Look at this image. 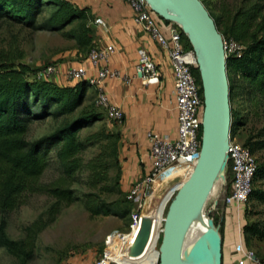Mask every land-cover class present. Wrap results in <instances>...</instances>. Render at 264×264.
Instances as JSON below:
<instances>
[{
	"label": "trees",
	"instance_id": "1",
	"mask_svg": "<svg viewBox=\"0 0 264 264\" xmlns=\"http://www.w3.org/2000/svg\"><path fill=\"white\" fill-rule=\"evenodd\" d=\"M209 13L225 41L232 40L244 47L241 56L227 57L231 134L247 132L244 145L257 159L249 203L264 204V157L260 156L264 151V6L256 3L222 10L219 18ZM8 20L33 31L50 33L65 32L71 27L66 33L68 38L81 49L91 51L93 29L89 10L67 0H0V25ZM183 40L191 49L186 37ZM22 57L21 52L0 50V248L28 264L34 257L39 235L54 223L63 208L77 201L69 186L42 183L49 149L57 147L56 156L66 182H76L77 175L86 169L94 188L104 184L100 190L110 192V170L120 160V155L116 156L121 137L105 132L83 135L86 129L105 122L103 111L94 102L97 91L96 95H88V80L73 86L37 80V71L21 63ZM195 75L200 81L198 65ZM48 119L60 120V124L50 134L29 141L32 124ZM97 145L100 154L86 163L83 155ZM35 194L55 200L49 212L51 218L30 225L23 240L10 239L6 233L9 215L26 204L27 196ZM85 206L91 218L125 220L132 212L127 199L109 202L96 193L86 195ZM247 214L250 215L248 210ZM244 235L264 241V220L247 222Z\"/></svg>",
	"mask_w": 264,
	"mask_h": 264
},
{
	"label": "rangeland",
	"instance_id": "2",
	"mask_svg": "<svg viewBox=\"0 0 264 264\" xmlns=\"http://www.w3.org/2000/svg\"><path fill=\"white\" fill-rule=\"evenodd\" d=\"M215 18L221 16L222 10H234L241 6H249L256 3L264 6V0H201ZM264 15V13H263ZM72 28H67L65 32L50 33L33 31L22 25H18L8 20L0 25V50L14 51V53H22L21 63L28 65L33 71H39L49 65L60 67L74 63L80 65L88 60L90 50L81 49L76 42L68 38V33ZM224 40V38H223ZM93 47L99 48L97 45ZM91 47L90 49H92ZM93 88V87H91ZM95 102V99H94ZM89 103V102H88ZM60 124L59 121L48 119L32 124L29 134V141H35L45 135L50 134ZM113 122H105L96 124L86 129L83 135H91L96 133H112L117 134L111 129ZM239 135L244 141L247 132L240 130ZM118 156L120 155L121 143L118 145ZM57 147H51L48 151V168L42 177V183L49 186H69L73 191L77 201L70 207L63 208L56 216L54 223L47 227L40 235L36 245V251L33 259L28 264H94V261L101 255L104 249L111 246L112 239L117 235H127L130 232L131 220L130 216L121 220L115 217H97L91 218L86 210L85 197L88 194H99L101 199L109 202L126 200L128 188H126L127 177L125 175L128 169L123 168L121 159L115 161L110 170L111 187L110 192H104L100 189L105 187L101 184L99 188H94L90 181V173L84 170L76 177V182L67 181L63 176L62 168L58 162ZM100 154L99 145L89 149L83 159L89 163L92 159ZM264 157V151L260 153ZM137 167V166H136ZM126 171V172H125ZM148 173V172H147ZM145 174V173H144ZM142 175V177L144 176ZM142 177L138 178L141 179ZM223 182L219 187L210 194L208 202L205 205L204 212L207 218L212 221L217 234L221 237L222 212L224 211V199L230 192L231 174L227 173ZM123 192V195L120 194ZM164 197L157 195L153 201L149 203L143 211V219H147L146 228L150 227L153 232L158 233V239L154 246V254H152L151 262L158 264L160 245L163 237V229L169 206L171 204L168 197L161 205ZM26 204L19 210L9 215L7 219L6 233L8 237L15 241H21L26 236V229L38 220L48 221L51 216L49 212L55 204V200L47 195L35 194L27 196ZM132 210H143L134 207ZM253 221L264 220V204L259 202H250L247 206ZM158 216L148 219L149 213ZM150 234H151V230ZM143 234V233H142ZM149 234V236H150ZM134 242V241H133ZM147 249H148V244ZM147 252L142 258L137 255L133 256L128 251L117 256L113 264H138L140 260L146 258ZM149 264V262H147ZM0 264H22L19 260L10 256L4 249L0 248Z\"/></svg>",
	"mask_w": 264,
	"mask_h": 264
},
{
	"label": "built area",
	"instance_id": "3",
	"mask_svg": "<svg viewBox=\"0 0 264 264\" xmlns=\"http://www.w3.org/2000/svg\"><path fill=\"white\" fill-rule=\"evenodd\" d=\"M130 6L135 23L162 47L169 50L171 67L174 73V92L178 111V138L170 140L168 137L149 135L151 169L148 174L137 180L127 194V200L134 207L146 209L153 198L160 195L170 201L175 197L180 184L184 182L196 166L202 147L203 121V91L201 81L195 75L197 54L193 48L185 46L180 26L165 23L152 9L149 0H124ZM94 25L104 30L108 28L103 19H95ZM227 57L241 56L244 47L232 40L225 41ZM115 52L113 45L105 48L93 47L88 55V61L95 71V77L88 79L90 86L97 91L96 106L109 113L110 118L120 124L124 114L119 108H112L104 92L105 82L109 78L118 76L108 68L110 56ZM89 70L84 65H76L69 69L68 79L71 81L87 80ZM59 70L55 65H49L35 74V79L47 81L58 76ZM136 77L144 85L151 81H161L162 73L144 49L138 51ZM257 168V159L250 149L244 145L239 132L231 134L227 152V173L231 174V191L224 199L226 208L238 205H249V196L253 188V178ZM174 188V189H173ZM166 193V195H165ZM164 200V199H163ZM143 210H135L130 214L131 226L127 235L110 237L111 246L103 250L94 264H113L117 256L125 250L129 251L134 239L141 231L143 224ZM254 254L248 253L246 260L253 259ZM245 264V260L239 262Z\"/></svg>",
	"mask_w": 264,
	"mask_h": 264
},
{
	"label": "crops",
	"instance_id": "4",
	"mask_svg": "<svg viewBox=\"0 0 264 264\" xmlns=\"http://www.w3.org/2000/svg\"><path fill=\"white\" fill-rule=\"evenodd\" d=\"M67 1L89 10L93 29L91 47L94 45L99 48H105L108 45L115 47V52L110 56L108 68L110 72L118 73V76L109 78L105 82L104 92L110 106L119 108L123 112L124 120L118 124L110 118L109 113L103 111V114L108 122H113L114 125H111V129L121 137L120 159L123 168L128 169V172L125 171V175H128L125 187L129 192L138 178L142 177L144 173V175L148 174L147 172L151 169L149 135L168 137L172 141L178 138L175 81L169 50L162 47L149 33L135 23L133 12L124 0ZM98 18L106 22L108 26L106 30L94 25V20ZM140 49L146 50L160 69L161 81H151L150 84L144 85L136 77ZM80 65L86 66L89 70L87 80L96 76L88 60ZM75 66L74 63L61 65L58 67V76L51 81L60 86L75 85L78 81H71L67 77L69 69ZM92 94L96 95L94 87L88 89V95ZM168 197L169 195L164 198L161 205L164 206L163 202ZM247 206L234 204L228 208L224 207L221 222V264H239L242 260H245V264H264V241L247 239L244 235L245 225L247 222L253 221L252 216L247 214ZM149 215L150 219L154 221L158 212L156 216L152 213ZM147 229L152 231L150 236L145 239L146 244L149 245L147 256L137 262L138 264H148L147 262L152 264L150 258L154 254L158 233L153 232L150 227ZM143 230L137 237L142 235ZM248 253L254 254L253 259H245Z\"/></svg>",
	"mask_w": 264,
	"mask_h": 264
},
{
	"label": "water",
	"instance_id": "5",
	"mask_svg": "<svg viewBox=\"0 0 264 264\" xmlns=\"http://www.w3.org/2000/svg\"><path fill=\"white\" fill-rule=\"evenodd\" d=\"M180 8L181 16L149 4L164 21L180 26V33L197 54V65L203 91L202 147L199 160L191 175L181 182L165 219L158 264H182L181 251L185 233L221 171H226L227 152L231 135L230 85L224 40L214 19L201 0H170ZM200 50L206 67L199 61ZM150 220V218H148ZM143 219L141 236L134 239L129 253L142 258L147 252L145 239L150 234ZM140 233V232H139ZM222 238L217 241L218 263L222 258Z\"/></svg>",
	"mask_w": 264,
	"mask_h": 264
},
{
	"label": "bare ground",
	"instance_id": "6",
	"mask_svg": "<svg viewBox=\"0 0 264 264\" xmlns=\"http://www.w3.org/2000/svg\"><path fill=\"white\" fill-rule=\"evenodd\" d=\"M154 6L182 15L177 4L170 0H151ZM199 53V61L205 69L206 64L203 55L197 48ZM225 171L222 170L218 176L214 186L206 197L203 206L194 215L183 239L181 261L182 264H217V241L219 240L218 230L213 225L212 221L207 218L204 212L205 205L211 193L219 187L223 182Z\"/></svg>",
	"mask_w": 264,
	"mask_h": 264
}]
</instances>
